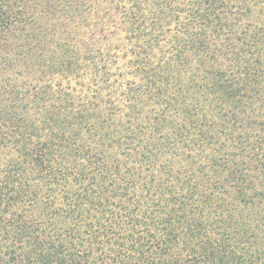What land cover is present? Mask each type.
Listing matches in <instances>:
<instances>
[{
	"label": "trees",
	"instance_id": "1",
	"mask_svg": "<svg viewBox=\"0 0 264 264\" xmlns=\"http://www.w3.org/2000/svg\"><path fill=\"white\" fill-rule=\"evenodd\" d=\"M0 264H264V0H0Z\"/></svg>",
	"mask_w": 264,
	"mask_h": 264
}]
</instances>
